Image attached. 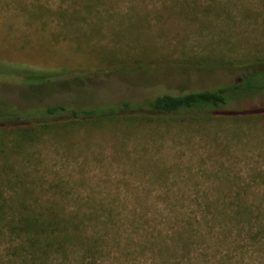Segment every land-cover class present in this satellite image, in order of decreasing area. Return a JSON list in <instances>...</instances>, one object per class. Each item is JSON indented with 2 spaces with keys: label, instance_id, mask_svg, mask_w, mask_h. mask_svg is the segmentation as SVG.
Masks as SVG:
<instances>
[{
  "label": "rangeland",
  "instance_id": "1",
  "mask_svg": "<svg viewBox=\"0 0 264 264\" xmlns=\"http://www.w3.org/2000/svg\"><path fill=\"white\" fill-rule=\"evenodd\" d=\"M249 72L261 75L244 89ZM220 87L237 93L221 112H264V0H0V205L87 213L75 232L99 252L74 264H264V113L67 124L77 116L44 112ZM211 205L251 214L232 223ZM159 238L176 253L142 252Z\"/></svg>",
  "mask_w": 264,
  "mask_h": 264
},
{
  "label": "trees",
  "instance_id": "2",
  "mask_svg": "<svg viewBox=\"0 0 264 264\" xmlns=\"http://www.w3.org/2000/svg\"><path fill=\"white\" fill-rule=\"evenodd\" d=\"M260 75L261 73L258 72H249L244 75L242 78L244 89L254 88V82ZM19 76L21 79L28 78L29 81L34 79L43 81L51 78L47 73L34 72L22 73ZM233 88L220 87L214 90L178 94L163 93L148 99L141 105L132 104L126 100L113 105L87 109L68 105H50L46 106L44 112L51 115L63 111L77 116L66 121L67 124L77 121L88 124L103 123L108 120L127 122L143 117L147 119L214 117L215 119L241 120L243 118L250 119L262 112L250 110L236 112L233 115L221 112L219 110L221 106L232 96L237 95L235 92L230 94ZM138 109H143V111ZM38 126L41 127V125L29 127V137L38 131ZM205 206L208 207V205ZM211 206H214L216 214L232 223L240 224L245 216L248 217L251 214L249 208L251 205ZM211 216L214 219V214ZM85 217H87V213L84 211L66 212L64 207H59V205H0V235L8 236V249L11 250L12 257L9 264H74L72 261L73 254L77 253L80 257L85 256V254L95 255L100 248L97 237L77 235L75 232V228L84 225ZM249 220L246 222L248 223ZM221 226L223 225L221 224ZM184 231L177 230L174 238H181ZM166 241H168L166 238H159V241L147 239L141 245V250L142 252H151L153 247L157 245L158 254L161 255L162 250L171 247ZM116 244L118 245L119 242ZM180 244L182 248L187 247V242L183 239H181ZM172 250L170 248L169 253L175 254L176 252ZM0 264H5L1 258Z\"/></svg>",
  "mask_w": 264,
  "mask_h": 264
}]
</instances>
